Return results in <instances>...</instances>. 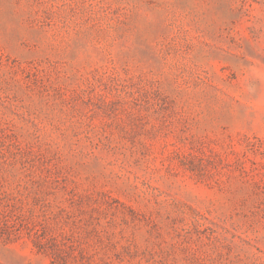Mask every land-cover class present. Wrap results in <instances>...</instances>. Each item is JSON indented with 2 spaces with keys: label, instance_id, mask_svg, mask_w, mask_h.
Here are the masks:
<instances>
[{
  "label": "rangeland",
  "instance_id": "374dc122",
  "mask_svg": "<svg viewBox=\"0 0 264 264\" xmlns=\"http://www.w3.org/2000/svg\"><path fill=\"white\" fill-rule=\"evenodd\" d=\"M0 264H264V0H0Z\"/></svg>",
  "mask_w": 264,
  "mask_h": 264
}]
</instances>
